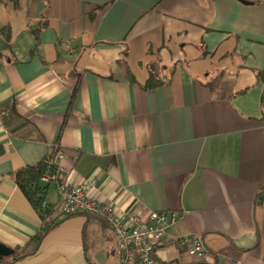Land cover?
I'll list each match as a JSON object with an SVG mask.
<instances>
[{
  "label": "crops",
  "instance_id": "0c3cea01",
  "mask_svg": "<svg viewBox=\"0 0 264 264\" xmlns=\"http://www.w3.org/2000/svg\"><path fill=\"white\" fill-rule=\"evenodd\" d=\"M3 27L0 109L12 101L23 121L11 123L33 138L0 118V244L14 251L41 228L13 174L57 150L55 168L100 204L178 213L154 264H264V0H4ZM151 74L166 83L147 91ZM92 215L58 217L11 264H119ZM184 236L200 237L205 260Z\"/></svg>",
  "mask_w": 264,
  "mask_h": 264
},
{
  "label": "built area",
  "instance_id": "2783aa9c",
  "mask_svg": "<svg viewBox=\"0 0 264 264\" xmlns=\"http://www.w3.org/2000/svg\"><path fill=\"white\" fill-rule=\"evenodd\" d=\"M4 0H0V4ZM63 155L56 152L48 161V169L41 177L43 183L53 182L60 197V216L78 213L101 216L110 226L114 244L119 254V264H154L156 247L163 241L165 230L174 224L179 215L175 212H151L145 217L116 212L109 205H102L87 195L91 183L69 182L56 166ZM50 166V167H49ZM179 243L197 260L207 258L204 243L197 236L181 237Z\"/></svg>",
  "mask_w": 264,
  "mask_h": 264
},
{
  "label": "trees",
  "instance_id": "16d2710c",
  "mask_svg": "<svg viewBox=\"0 0 264 264\" xmlns=\"http://www.w3.org/2000/svg\"><path fill=\"white\" fill-rule=\"evenodd\" d=\"M45 26H46V23L43 22L41 24H38L34 28L33 31H34V35L37 41H38V32L42 30ZM0 34L2 35V37L4 38L6 42L9 41L8 28H5V27L0 28ZM121 66L124 72L125 79L131 83L134 82L132 74L130 73L129 69L123 64H121ZM165 83H166V79H160L157 76L151 74L144 88L147 91H149L161 85H164ZM261 104H262L263 113H264V94L262 95ZM3 108L7 109V112H3L2 109H0V118H1L2 124L7 128V130L11 134L16 135L20 138L32 139L33 137L31 134H24V133L21 134L17 132L19 126L14 125V123H11V122H14L15 117L19 118L21 122L23 121V119H20V116L17 115L15 111L14 103L10 101L9 103L5 104ZM24 123L27 124L25 120H24ZM55 152H57V150ZM49 159L50 157H48L47 159H44L42 162L36 164L35 166H28V167L20 168L17 171H15L13 174L14 181L18 189L21 191L24 197L28 200L33 210L38 215L41 221V228L34 236H32L24 244V246L20 247L19 249L14 250L13 255L9 257L0 258V264H11L12 262L17 261L18 259L27 257L33 254L34 252H36L45 234L57 224V220H58V217H60V214L58 215V217H56L57 208L52 204L46 203L45 199H46V189H47L46 184L47 183H43L41 181V177L44 175V173H46L48 169ZM257 197H258L257 202L259 203H261L264 200V188L258 194ZM158 247L159 246L156 247V250Z\"/></svg>",
  "mask_w": 264,
  "mask_h": 264
},
{
  "label": "water",
  "instance_id": "95a60500",
  "mask_svg": "<svg viewBox=\"0 0 264 264\" xmlns=\"http://www.w3.org/2000/svg\"><path fill=\"white\" fill-rule=\"evenodd\" d=\"M13 250L0 244V258L2 257H8L13 254Z\"/></svg>",
  "mask_w": 264,
  "mask_h": 264
}]
</instances>
